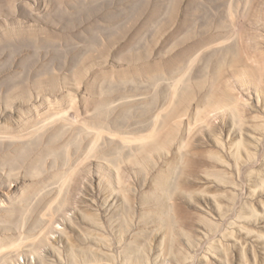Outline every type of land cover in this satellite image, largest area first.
Here are the masks:
<instances>
[{
  "label": "rangeland",
  "instance_id": "374dc122",
  "mask_svg": "<svg viewBox=\"0 0 264 264\" xmlns=\"http://www.w3.org/2000/svg\"><path fill=\"white\" fill-rule=\"evenodd\" d=\"M0 264H264V0H0Z\"/></svg>",
  "mask_w": 264,
  "mask_h": 264
}]
</instances>
